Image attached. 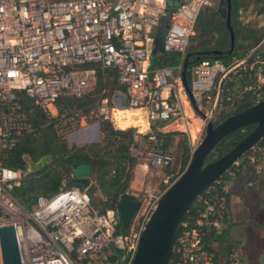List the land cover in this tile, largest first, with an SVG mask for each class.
<instances>
[{
  "label": "built area",
  "instance_id": "built-area-1",
  "mask_svg": "<svg viewBox=\"0 0 264 264\" xmlns=\"http://www.w3.org/2000/svg\"><path fill=\"white\" fill-rule=\"evenodd\" d=\"M211 4L212 0H181L170 14L162 41L163 54H177L179 60L152 67L155 34L167 0H0V157L23 133L32 131L19 105L24 95L63 138L76 128L91 126V118L96 120L93 125L108 121L116 129L132 128L131 152L142 170L136 176L144 182L137 190L125 191L138 208L123 229L117 207L92 209L87 188L71 187L72 174L63 175L56 193L38 196L27 210L14 195L25 171L7 167L0 159V226L14 227L22 264H130L157 201L184 170L173 165L174 154L163 148L158 134L181 135L191 153L207 122L232 110L235 98L252 88L250 79L264 88V53L255 46L229 65L220 60L192 65L190 93L185 89V54L199 13ZM98 68L115 70L118 87L84 113L72 100L94 89ZM242 73L247 79L243 86ZM116 109L145 110L146 128L116 126ZM149 167L156 171L147 174ZM220 199L211 194L201 198L204 208L182 222L173 248L176 258L168 264H217L202 241L207 230L217 232L222 224ZM230 245L225 264H245L241 245ZM116 251L121 258L111 261Z\"/></svg>",
  "mask_w": 264,
  "mask_h": 264
},
{
  "label": "trees",
  "instance_id": "trees-1",
  "mask_svg": "<svg viewBox=\"0 0 264 264\" xmlns=\"http://www.w3.org/2000/svg\"><path fill=\"white\" fill-rule=\"evenodd\" d=\"M224 1L226 11L227 2L226 0ZM242 1L243 0H230V20L235 36V46L231 53H228V49L230 48V34L226 26L225 17L218 15L216 12H213L210 16L209 7L204 8L199 13L196 19L194 34L196 29L201 30L200 36L202 37L211 35V38L217 34L218 37L215 39L214 47L204 51L217 49L221 51V54L212 52L205 53L198 60L192 62L188 68L202 60H220L223 64L229 65L234 57L242 58L250 49L261 42L264 37V29L260 30L246 27L242 25L239 20V9L244 6ZM255 3L260 5V11L264 12V0H256ZM207 16H209L208 19ZM240 49L243 51L239 52ZM193 50L191 46L188 47L185 57ZM188 59L190 60V56ZM178 60L179 55L177 54L158 53L152 56L151 66H169L177 63ZM262 73L264 75V64ZM187 76L189 79V72ZM239 82L241 86L247 83L246 74H241ZM248 83L252 85V88L244 91L239 98H235L232 110L229 112H222L215 123H218L234 111L245 109L264 98V88H260L255 82V79H250ZM226 85L232 88L230 82ZM117 87L115 70L98 68L97 82L94 89L85 94L82 98L72 100V103L77 107H82L83 112L87 113L95 102L108 98ZM19 105L27 114L28 122L32 126V131L23 133L16 146L11 149L5 157H0L2 164L10 168H21L25 171V155H28L31 160L35 162L43 156L49 158L48 163L43 168L27 176H23L20 185L14 189L15 197L27 210L32 209L38 196L53 195V188L59 186L61 177L63 175L70 176L72 170L79 164L90 165L91 178L87 184L90 185V187L87 188V192L90 201L93 196L98 198V208L96 209L100 212L115 209L119 200L124 197H130L125 194V191L129 187V182L135 167V157L131 152L133 143L132 128L116 129L110 122L103 121L99 126L101 136L99 142L80 146L71 145L68 147L65 138L57 134L51 121L31 100L24 95H20ZM115 124L118 127H125V125L121 124V117L117 110H115ZM254 127L255 124H251L239 128L225 136L208 154L206 161L213 160L226 153ZM158 136L164 139L163 148L167 149L173 133L158 134ZM183 141L182 169L185 168L190 157L188 143L185 138H183ZM263 151L264 137L237 161L243 160L246 163L250 159L257 160ZM236 162L228 171L236 167ZM228 171L215 182L213 187L202 193L193 201L184 216L183 222L187 221L189 217L197 216L199 211L203 210L204 204L201 198L209 194L221 198L218 200V214L221 216L222 221H227L229 198L227 193L223 190V185L224 181L227 179ZM96 191L99 192L98 195H96ZM228 239V232L225 230L221 233L215 230H207L204 234L202 241L203 248L212 254L217 264H225L226 256L231 248ZM115 257H111V261L115 260ZM175 258V252H173L170 263Z\"/></svg>",
  "mask_w": 264,
  "mask_h": 264
},
{
  "label": "water",
  "instance_id": "water-1",
  "mask_svg": "<svg viewBox=\"0 0 264 264\" xmlns=\"http://www.w3.org/2000/svg\"><path fill=\"white\" fill-rule=\"evenodd\" d=\"M221 1L223 4L224 1ZM180 2L181 0H167L166 13L155 34L154 48L151 52L153 56L164 52L162 41L165 29L168 27L171 12ZM226 2L227 8L223 16L230 34L228 53H231L235 46V36L230 20V0H226ZM190 54L184 58L181 72L182 82L188 93H190V88L187 73L188 66L192 63L188 59ZM251 124H255V127L234 147L223 155L206 161L208 154L225 136ZM263 137L264 98L245 109L234 111L218 123L208 121L204 134L190 153L182 174L163 192L145 223L130 264H168L189 206L197 197L209 190L239 158ZM48 160V157L43 156L35 162L25 155L24 176L40 170L48 163ZM30 162L38 163V167L30 169ZM90 173L89 164H79L72 170L71 182L81 186L87 185ZM258 175L264 177V161ZM53 189V192L56 193L57 187L55 186ZM137 208L138 202L134 199L124 197L119 200L117 212L123 229L127 228ZM0 250L2 264H22L15 229L12 225L0 226Z\"/></svg>",
  "mask_w": 264,
  "mask_h": 264
},
{
  "label": "crops",
  "instance_id": "crops-1",
  "mask_svg": "<svg viewBox=\"0 0 264 264\" xmlns=\"http://www.w3.org/2000/svg\"><path fill=\"white\" fill-rule=\"evenodd\" d=\"M224 2L222 4L221 0H217L214 3L215 12L222 17H224L223 13L225 12ZM242 2L244 6L239 9L241 24L253 29H264V12L260 11V7L255 1L244 0ZM211 7L212 5L209 6L210 10L212 9ZM214 36L215 38L218 37L217 34ZM252 49L242 58L234 57L233 59L245 58ZM257 49L264 53V37L257 45ZM242 51V49L239 50V52ZM233 76L231 73L229 77L232 78ZM235 88L237 87L232 86V89ZM116 110L120 114L121 124L123 125H125L123 119L131 123V118L135 120L134 124H142L145 121L147 125V113L145 110ZM85 129H90L86 130V132L92 131L89 126ZM94 129L96 130L94 132L98 135V132L100 133L99 127L95 126ZM263 161L264 151L257 160L250 159L246 163L243 160L237 161L236 167L227 172V179L223 185V190L229 198V209L227 221H222L217 232L227 231L229 242L232 236L233 238L236 236L234 241L241 245V253L245 258V264H264V190L259 182L256 181V174L261 170ZM132 183L131 178L129 182V188L131 189L136 187Z\"/></svg>",
  "mask_w": 264,
  "mask_h": 264
},
{
  "label": "rangeland",
  "instance_id": "rangeland-1",
  "mask_svg": "<svg viewBox=\"0 0 264 264\" xmlns=\"http://www.w3.org/2000/svg\"><path fill=\"white\" fill-rule=\"evenodd\" d=\"M214 1L216 2L217 0H212V4H211L212 9L209 11L210 16L213 14V12H215V9H216ZM249 1H251V2L255 1L256 2V0H249ZM259 6L260 5H258V7ZM208 17L209 16H207V19H208ZM200 34H201V30L196 29L195 34L191 40V45H189V47L191 46L194 50H207V49L213 48L214 42L216 39L215 36H212L211 38H210L211 35L202 37V36H200ZM123 121H124L123 123L125 124V126H129L130 124L135 123V120L133 118H131V123H129L130 121H127L126 119L125 120L123 119ZM95 122H96V120L94 118H91L90 122H88V124L91 125V126H89L92 129L91 132H86V130H90V129L84 130L85 127H81V128L79 127V128L74 129V131H70L65 138L67 146L68 147H70L71 145H75V146L79 145L80 146V145H84V144L99 142L101 136H100L99 132H98V135H96V132H94V131H96L94 129L95 126H98V125H93V124H95ZM183 143H184V141H183V137L181 135L172 136V138L170 140L168 147L172 150V152L174 154V163H173L174 166H176L178 164L182 165V163H183V154H182V144ZM137 162H138V160L136 159V164H137ZM155 171H156L155 168L149 167L147 170V174H149V172H155ZM136 174L138 175V177H140L142 175V170L137 165L133 169V175L131 177L132 182L134 183V186L136 185L135 190H137L138 188H141L143 186V183H144V182H140V180L136 176ZM90 178H91V176L89 177V179ZM156 182H157V180L155 181V183ZM70 185H71V187H78L79 189L90 187V185L81 186V185L74 184L71 182H70ZM98 194H99V192L96 191V195H98ZM92 198L90 201L91 202V208L96 209V208H98L97 205H98L99 200H98V198H96L94 196ZM235 239H236V236H234V238L232 236V238L230 239V242H234ZM114 257H115V260L120 259L121 258V252L116 251ZM107 262H109V261L102 260V261H100V263H97V264H107ZM109 264H115V262H113V263L110 262Z\"/></svg>",
  "mask_w": 264,
  "mask_h": 264
},
{
  "label": "flooded vegetation",
  "instance_id": "flooded-vegetation-1",
  "mask_svg": "<svg viewBox=\"0 0 264 264\" xmlns=\"http://www.w3.org/2000/svg\"><path fill=\"white\" fill-rule=\"evenodd\" d=\"M209 52H212V53H215V54H218L217 52H220L219 50L217 49H214V50H208V51H204V50H193L192 52H189L191 53L190 54V62H194L196 60H198L202 55H204L205 53H209ZM260 171L256 174V181L259 182V184L262 186V189L264 190V177L261 176L259 177V174Z\"/></svg>",
  "mask_w": 264,
  "mask_h": 264
},
{
  "label": "bare ground",
  "instance_id": "bare-ground-1",
  "mask_svg": "<svg viewBox=\"0 0 264 264\" xmlns=\"http://www.w3.org/2000/svg\"><path fill=\"white\" fill-rule=\"evenodd\" d=\"M130 110H133V109H130ZM134 126L139 127V130H144V128L146 127V122L144 121L142 124H134ZM126 127H128V126L120 127V128H126ZM29 167H30V169H35L38 167V163L34 164V163L30 162Z\"/></svg>",
  "mask_w": 264,
  "mask_h": 264
}]
</instances>
